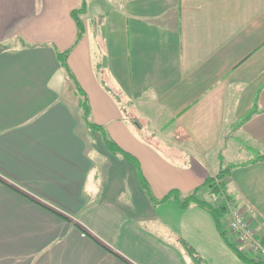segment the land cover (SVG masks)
I'll return each instance as SVG.
<instances>
[{"label":"crops","instance_id":"1","mask_svg":"<svg viewBox=\"0 0 264 264\" xmlns=\"http://www.w3.org/2000/svg\"><path fill=\"white\" fill-rule=\"evenodd\" d=\"M81 1L0 0V264H194L184 245L204 264H250L208 212L161 199L199 187L210 200L220 160L247 163L217 183L264 239V160L247 162L264 155V0H110L104 13L86 0L65 66L134 163L83 124L57 58ZM128 107L183 157L143 144Z\"/></svg>","mask_w":264,"mask_h":264},{"label":"trees","instance_id":"2","mask_svg":"<svg viewBox=\"0 0 264 264\" xmlns=\"http://www.w3.org/2000/svg\"><path fill=\"white\" fill-rule=\"evenodd\" d=\"M85 9H86V0H82L79 7L75 9L74 11H72V14L76 19V24L78 28L75 41H74L75 43L70 48L66 49L65 51L58 52L57 58L59 60L60 65L64 69L66 76L75 86V93H76L79 110H80V118L83 124L89 130H96L100 132V134L102 135V140L108 152L111 153V155L117 158L126 159L127 161L134 163L135 162L134 158L129 153L123 151L115 142H113L108 136H106L103 128H99L98 126H95L94 123L91 122L88 99L86 95L82 92V90L80 89L72 73L69 72V69L67 68V66H65L66 57L68 56L72 48L82 38L83 27H82V20L80 19V16L85 12ZM2 48H5V47H2ZM257 112H258V108L256 107V103L254 102L250 110L242 118L238 119L234 123L228 136H230L234 130L238 129L241 125L247 122ZM225 138L226 137L224 135L223 141L225 140ZM222 146L223 144L220 146V150ZM257 160H264V155L256 154V157L254 159H251L250 161H247V162H256ZM245 164L247 163L223 164L222 160H220V167L218 171L216 172V174L214 176L206 177L201 187H207L210 199L215 198L216 200L218 198V202L212 203L210 200H207V201L198 200V198L196 197V194L199 191V187L186 194H180L176 191H170L161 199V201L174 200L176 204L178 205V207L181 209H185L191 205H194L208 212L213 218L216 224V227L219 230L220 236L228 244L230 249L234 251L237 257H239L240 259L250 264H264V260L261 257L257 256L254 258H249L247 255L238 251L235 248V246L231 244L230 241L228 240V232L224 226V217L227 214L228 205L231 203L232 199H231V196L228 197L224 195L225 187H223L224 185L222 183L221 184L217 183V181L222 180L225 176L230 174L232 169L237 168L239 166H243ZM143 186L145 188L147 187L145 184H143ZM260 241L262 244H264V239H260ZM184 247H185V250L190 255V257L192 258V261L194 262V264H204L201 258L198 255H196V253L189 246L184 245Z\"/></svg>","mask_w":264,"mask_h":264},{"label":"built area","instance_id":"3","mask_svg":"<svg viewBox=\"0 0 264 264\" xmlns=\"http://www.w3.org/2000/svg\"><path fill=\"white\" fill-rule=\"evenodd\" d=\"M224 226L235 248L241 253L254 257H261L264 260V244L260 239L255 238L248 222L237 207L228 205L227 214L224 217Z\"/></svg>","mask_w":264,"mask_h":264},{"label":"rangeland","instance_id":"4","mask_svg":"<svg viewBox=\"0 0 264 264\" xmlns=\"http://www.w3.org/2000/svg\"><path fill=\"white\" fill-rule=\"evenodd\" d=\"M113 2V0H111ZM110 0H101L97 2V5L95 6L96 11H100L101 13H104L108 9V4L111 2ZM80 19L83 20L85 17L82 15L80 16ZM124 119L128 121L129 124H131V131L138 136L140 141L147 145L154 148H159L160 151L163 153L162 155L164 158H173V160H178L179 158H182V154L179 153L178 150H172L168 151V149L164 148L163 145L155 144L156 138H158L160 135L156 134L154 130L152 129V126L149 123H146V120L142 119L138 116V113L136 110L132 107H128L125 110ZM212 203H215V198L210 199Z\"/></svg>","mask_w":264,"mask_h":264}]
</instances>
